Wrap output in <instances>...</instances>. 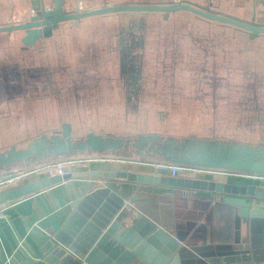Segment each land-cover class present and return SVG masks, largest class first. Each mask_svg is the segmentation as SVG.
I'll return each mask as SVG.
<instances>
[{"label":"crops","instance_id":"obj_1","mask_svg":"<svg viewBox=\"0 0 264 264\" xmlns=\"http://www.w3.org/2000/svg\"><path fill=\"white\" fill-rule=\"evenodd\" d=\"M45 1L48 3L47 7L51 6L52 0ZM178 1L63 0V9L70 12L77 7H92L103 3L161 5ZM182 1L209 8L242 22L264 26V0ZM30 7V0H0V26L27 20ZM130 15L132 13L94 16L81 20L77 28H71L70 23L63 24L53 35L56 36L61 30L70 31V35L67 38L65 35L62 39L66 48L60 45L57 55L67 56V64L69 63L75 71H82L85 81H94L95 78L101 77L99 72L102 70L95 66H91L89 70H81L82 63L79 61L89 54L88 45L99 44L100 48L102 43L98 41L105 35L104 31L109 27L117 31L119 23ZM166 16L164 19L161 14H149L145 17L147 31L156 33L155 39L160 46L158 60L161 59L160 63L163 62L164 65L157 64L143 70V78L145 71L151 70V82L170 91H166L164 97H176L174 103L178 105L173 112L176 116H179L185 103L196 101L202 104L204 113L211 112L212 118L223 109L229 110V113L238 112L235 96L239 92L237 89L240 84L237 80L239 76L231 75L232 64L240 61V58L245 59L246 51H256L259 55L258 64L261 65L264 37L251 39L246 32L225 24L202 20L187 12H175L162 17ZM154 27L157 29L154 30ZM20 38L21 33L18 32L0 33V109L8 98L7 90L18 83V74L23 65L20 62V52L23 51ZM162 47L167 50L164 57ZM177 53L180 54L178 59L175 57ZM2 55L4 57H1ZM73 61L76 62L75 66ZM170 63L172 68L167 67ZM104 78L106 81L103 85H107L109 76L105 75ZM262 89L263 94L264 87ZM218 93L220 101L217 98ZM222 95L227 97V102ZM211 96L217 98L216 107L207 105V99L212 103ZM114 102L120 104L116 117H89L88 115H95L96 109L93 105L90 110L85 111L82 117L84 123L71 125L73 137L78 139L88 132L116 136L133 134L134 132L126 127L121 131L103 128L104 125L112 123H123L126 126L127 118H130L121 116L124 110L121 104L123 102ZM160 116L166 119L165 115ZM94 123L100 128L91 127ZM208 132L205 130L203 135ZM229 139L236 140L233 137ZM237 141L249 142L241 138ZM16 144L13 133L7 134L0 129V151L12 145L18 148ZM86 157L95 160L85 167H73L72 173L158 174L145 163L160 162L120 155ZM231 173L210 170L200 174L181 173L176 178L264 187V176ZM43 177L47 175H29L18 185ZM96 181L98 186L89 189L85 195L80 191V187L66 188L59 184L0 206V264H196L195 261L199 257L186 252L181 255L178 252L168 253L169 250L164 244L148 242L149 235L141 238L134 227L136 224L133 220L137 219V214L166 232L185 248L206 247L203 252L209 256L204 258V261L208 264H238L241 257L235 255V252L239 250L264 253L259 226L251 229L245 220H240L237 225L235 211L223 202V196L169 190L152 185L133 184L121 179L99 178ZM100 186H109L110 189L101 190ZM135 237L140 241L133 246L130 243L122 245V240H134ZM235 239L239 241L238 244L234 243ZM219 252H222L220 257H211ZM85 258L88 262H84Z\"/></svg>","mask_w":264,"mask_h":264},{"label":"water","instance_id":"obj_2","mask_svg":"<svg viewBox=\"0 0 264 264\" xmlns=\"http://www.w3.org/2000/svg\"><path fill=\"white\" fill-rule=\"evenodd\" d=\"M31 7L27 20L0 26V33H21L20 43L27 47L34 45L59 27V24L104 16L114 13H169L187 12L209 22L225 24L248 34L251 39L264 37V26H257L224 16L206 7H200L187 1L179 0L161 5L103 3L98 6L80 7L66 12L63 0H52L47 8L45 0H30ZM77 6V5H76ZM24 148L12 145L0 151V178L10 176L35 164H42L50 159H69L90 155L115 156L123 147H131L134 152L127 155L138 158H150L161 162L188 167H198L207 170L226 171L242 174L264 176V139L255 142H243L232 139H222L216 136H198L196 134L174 137L164 133L100 134L88 132L81 139L73 137L71 126L63 123L61 129L38 133L27 138ZM121 179L133 184L157 186L169 190L189 191L193 193H210L213 196H223V202L235 211L237 225L245 220L248 227L259 226L264 247V187L234 186L216 182L199 181L190 178H176L163 174H133L127 172H82L70 173L64 176H47L40 180L20 184L0 191V206L36 194L44 189L63 184L66 188L80 187L85 195L89 189L98 186L97 179ZM101 190H109V186H100ZM207 197V196H204ZM135 229L141 238H147L150 243H162L168 253L186 252L199 257L196 264H208L204 261L209 255L203 251L206 247L181 246L173 237L146 218L137 214ZM151 235V236H150ZM140 239H124L122 245H134ZM156 241V242H155ZM235 244L239 241L234 240ZM222 252L211 257H220ZM241 257L238 264H264V253L242 251L235 252ZM192 261V260H191ZM84 262H88L87 258Z\"/></svg>","mask_w":264,"mask_h":264},{"label":"flooded vegetation","instance_id":"obj_3","mask_svg":"<svg viewBox=\"0 0 264 264\" xmlns=\"http://www.w3.org/2000/svg\"><path fill=\"white\" fill-rule=\"evenodd\" d=\"M149 14H161L162 19L167 18V16L162 17L165 13H132L126 17V20L119 23L117 31H114L113 27L104 31L105 35L98 41L102 43L100 48L99 44L88 45L89 54L84 55L82 62H79L82 63L81 70L84 68L89 70L91 66L102 70L99 72L101 77L95 78L94 81H85L86 78L82 71H75L69 63L67 64V56L57 55L60 50L59 46L65 47L62 39L65 35L67 38L70 31L61 30L56 36L53 33L61 29L65 23H70L71 28H77L81 20L77 25L74 24V21L59 24L56 30L37 39L34 45L22 46L20 62L23 65H21V71L18 74V83L16 82L12 89L7 90L8 98L0 109L2 112L0 129L7 134L13 133L16 145L20 147V144L26 146L28 141L23 140H26L30 135L59 130L63 123L70 126L77 122L83 123L82 117L85 111L90 110L93 105L96 109L95 115H88L93 118L104 119L108 115L116 117L117 109L120 107L119 103L114 102L117 100L123 102L121 104L124 110L121 116L127 118L138 114L143 88L150 81L147 71L143 78V70L155 67L157 64L164 65L163 62L160 63L161 59L158 60L160 46L155 39L157 38L156 33L147 31L148 24L145 17ZM73 46L77 47L75 44ZM162 50V57H164V52L167 50L164 47ZM258 56L256 51H246L245 59L240 58L241 62L235 61L232 64L231 75L239 76L237 80L240 84L237 89L239 92L235 96L239 109L238 112H235L239 131L242 128L245 130L254 128L258 133L264 131V93L262 94L264 54L262 55L263 60H260L261 65L257 60ZM175 57L178 59L180 54H175ZM75 61H73V66L76 64ZM171 65L172 63L167 67L172 68ZM78 66L80 67V65ZM105 75L109 76L107 85H103L106 81L104 80ZM223 97L227 102V97ZM210 99L213 107L216 97L211 96ZM162 120L160 117L157 118L156 124L162 126ZM213 124H210L206 129L209 132L205 136H216L213 132ZM133 132V134L135 132L136 134L137 132L162 134L156 130ZM79 139L81 138L77 140ZM129 151L134 152V149L129 146L123 147L116 155L138 158L127 155L126 153ZM51 160L53 159L48 161Z\"/></svg>","mask_w":264,"mask_h":264},{"label":"rangeland","instance_id":"obj_4","mask_svg":"<svg viewBox=\"0 0 264 264\" xmlns=\"http://www.w3.org/2000/svg\"><path fill=\"white\" fill-rule=\"evenodd\" d=\"M149 1H154V0H149ZM156 29L157 28L154 27V30ZM1 57H4V55H2ZM149 75H151V70L149 71ZM154 78H155V73L153 71L152 79ZM166 91L168 93L170 92L168 91V89L164 90L159 86H155L151 82V80L148 81V84L143 88V92L141 96L142 102L139 105L140 111L138 112V114L139 113L141 114L139 115L134 114L133 116H130V118H127L126 126L123 123H119V124L112 123V124L104 125L103 128L107 130L113 129V130L121 131L126 127V129H129L131 132L138 130L140 131L156 130V132L159 131L166 135H172L174 137L179 138L192 134H196L198 136H204L203 135L204 131L209 127L210 124L214 122L213 126L215 127V135L218 138L229 139L230 137H233V139L236 140L241 138L242 140H248V141L251 140V142L260 141L264 139V131H260L258 133L257 129L254 128H250L248 130L242 128V130L238 132L240 128L237 126L236 114L234 112L229 113V110L225 111L223 109L222 112L219 111L218 113H215L213 119L211 116V112L208 111L204 113L203 112L204 110L202 109V104L198 103L197 101L192 103L188 102L187 104H185L184 107L181 109L179 116H176L177 114L173 113L178 105V103H174L176 97L175 98L164 97V93ZM218 97H220L219 93L217 98ZM166 99H169V101H166ZM220 100L221 99L218 98V101ZM216 101L213 103L215 107L217 105ZM197 104L200 107H198ZM209 104L211 105L212 103H209V100L207 99V105ZM160 115H165L167 119L166 122L162 124V126L156 124L157 118L160 117V119H163L162 116ZM91 127H93L94 129L100 128V126H98L96 123L92 124ZM28 137H32V136L30 135ZM23 141H29V140L26 139ZM24 146L25 145L20 144V147L18 148H23Z\"/></svg>","mask_w":264,"mask_h":264},{"label":"built area","instance_id":"obj_5","mask_svg":"<svg viewBox=\"0 0 264 264\" xmlns=\"http://www.w3.org/2000/svg\"><path fill=\"white\" fill-rule=\"evenodd\" d=\"M93 158L91 157H75L69 159H61V160H51L46 161L42 164H35L31 167H28L22 171L16 172L13 175L6 176L0 178V191L12 188L18 185L23 178L29 175H38L44 174L47 176H64L67 174L72 173L73 167H85L88 163L92 162ZM99 160V159H96ZM148 164L153 170H155L158 174L167 175L170 177H177L181 173H192V174H200L203 172H207L210 170L198 168V167H188V166H181L176 164H170L166 162H149L145 163ZM226 172V171H222ZM227 173V172H226ZM231 173V172H229ZM231 174H242V173H234ZM262 177V176H261Z\"/></svg>","mask_w":264,"mask_h":264},{"label":"trees","instance_id":"obj_6","mask_svg":"<svg viewBox=\"0 0 264 264\" xmlns=\"http://www.w3.org/2000/svg\"><path fill=\"white\" fill-rule=\"evenodd\" d=\"M166 120H167V119H163V120H162V123H165V122H166Z\"/></svg>","mask_w":264,"mask_h":264}]
</instances>
